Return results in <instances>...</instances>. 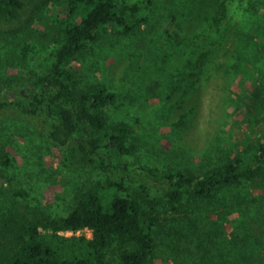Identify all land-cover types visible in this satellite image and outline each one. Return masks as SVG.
<instances>
[{"label":"rangeland","instance_id":"1","mask_svg":"<svg viewBox=\"0 0 264 264\" xmlns=\"http://www.w3.org/2000/svg\"><path fill=\"white\" fill-rule=\"evenodd\" d=\"M66 1L22 0L14 14H0V205L22 200L12 193L22 190L30 209L65 216L80 192L112 176L123 184L119 196L138 199L158 216L157 250L147 264H264V164L211 199L185 194L176 209L167 183L142 168L201 175L249 157L264 141V53L249 43L251 30L264 27V0H151L146 23L129 31L111 26L78 54L75 90L105 85L116 92L107 125L133 129L130 154L101 150L108 168L80 139L63 148L50 140L47 123L57 116L7 104L50 62L40 35L51 16L65 12ZM239 63L251 74L247 89L261 102L246 98ZM33 96L26 94L22 104L30 108ZM248 103L257 106L254 121L244 113ZM229 119L236 129L223 139ZM82 233L92 236L89 229Z\"/></svg>","mask_w":264,"mask_h":264},{"label":"trees","instance_id":"2","mask_svg":"<svg viewBox=\"0 0 264 264\" xmlns=\"http://www.w3.org/2000/svg\"><path fill=\"white\" fill-rule=\"evenodd\" d=\"M151 2L67 0L65 12L51 16L40 35L44 48L50 49V62L42 67L41 76L31 87L19 91L7 104L27 112L36 113L41 109L49 117L57 116L58 121L47 123L50 140L63 148L80 139L81 148L97 157L100 166L109 167L102 159L103 149L130 154L133 129L124 122L111 125L106 122L107 108L117 101L118 94L105 85L75 90L76 72L72 64L78 54L97 42L107 28L118 26L129 31L146 23L143 11ZM22 4V0H0V14H14ZM249 43L264 53V27L251 30ZM242 67L241 63L237 65L238 71L246 76L240 80L246 98L261 102L259 94L247 89L251 74L242 71ZM51 89H55L53 94H49ZM253 89L257 90L255 84ZM30 92H34V96L27 108L22 102ZM233 103L235 110H241L240 103ZM256 109V105L248 103L244 113L247 112L254 121ZM231 116L234 115L230 113L229 118ZM228 124L229 128L225 127L221 135L223 139L231 137L236 129L231 119ZM89 131L95 135H90ZM262 164L264 141L259 140L251 148L249 157L237 156L213 165L201 175L169 166L142 168L167 183L166 195L176 209L185 194L211 199L222 188L253 178ZM119 189H123V184L108 176L105 184H95L80 192L74 207L65 216H53L40 208L30 209L24 200L26 193L12 190L14 196L23 199L0 205V264H147L157 250L154 229L158 216L155 211L143 207L138 199L119 196ZM85 228L91 230V237L61 234Z\"/></svg>","mask_w":264,"mask_h":264},{"label":"built area","instance_id":"3","mask_svg":"<svg viewBox=\"0 0 264 264\" xmlns=\"http://www.w3.org/2000/svg\"><path fill=\"white\" fill-rule=\"evenodd\" d=\"M85 229H89V228H85ZM85 229H83V230H85ZM83 230H78V231H63V232H61L62 234H64V232H67L68 234H70V235H80V234H83L82 233V231ZM90 230V229H89ZM89 237V236H88Z\"/></svg>","mask_w":264,"mask_h":264}]
</instances>
